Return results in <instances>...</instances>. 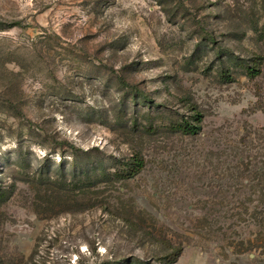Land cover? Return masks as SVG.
Segmentation results:
<instances>
[{"label": "rangeland", "instance_id": "374dc122", "mask_svg": "<svg viewBox=\"0 0 264 264\" xmlns=\"http://www.w3.org/2000/svg\"><path fill=\"white\" fill-rule=\"evenodd\" d=\"M2 190L0 264H264V0H0Z\"/></svg>", "mask_w": 264, "mask_h": 264}, {"label": "trees", "instance_id": "16d2710c", "mask_svg": "<svg viewBox=\"0 0 264 264\" xmlns=\"http://www.w3.org/2000/svg\"><path fill=\"white\" fill-rule=\"evenodd\" d=\"M259 60H262V58L256 57L252 65L246 66L248 76L254 77L260 74L262 63L261 62L259 63ZM192 118L194 122L184 121L181 124L172 125V127L176 129L177 131H180L186 135H197L201 131V124L203 122V116L202 114L196 112L195 115L192 116ZM145 164L146 163H145L143 156L139 153H135L129 160L119 161L117 163V167L114 170V172H109L105 170L102 173H100L101 175H94V176L102 177L104 179L115 178L119 180H126V179H130L138 175L144 169ZM82 187H85V185H83ZM10 193L11 192L9 190L0 191V200L4 201L7 198H9ZM180 252H181L180 249L173 252V254L169 256L170 261L175 262Z\"/></svg>", "mask_w": 264, "mask_h": 264}]
</instances>
